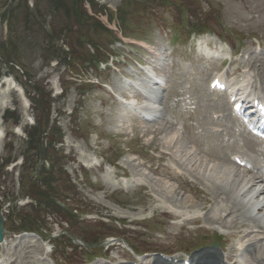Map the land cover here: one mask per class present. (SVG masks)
Segmentation results:
<instances>
[{
	"label": "rangeland",
	"instance_id": "1",
	"mask_svg": "<svg viewBox=\"0 0 264 264\" xmlns=\"http://www.w3.org/2000/svg\"><path fill=\"white\" fill-rule=\"evenodd\" d=\"M27 2L0 0V13L6 17V21L0 18V29L4 28L2 48H7L5 61H0V77L19 81L28 97L36 100L37 88H44L43 94L50 95L49 129L54 126L64 135L63 144L57 149L63 156L61 164L68 177L60 187L70 197L66 205L79 207L80 215L87 214L83 218L87 224L73 228L61 224L59 218H47L46 223H39L55 235L69 230L76 245L80 244L73 249L69 241L53 250L51 243L38 236L24 238L21 234L31 230L28 222L36 227L42 213L25 207L23 202L29 195L26 176L32 177V171H26V165H22L29 151L26 131H30L36 112L31 103L23 106L16 91L3 86L0 88V129L7 136L0 141V213L5 216L10 245L8 249H0V259L8 264H53L50 255L58 264H109L88 263L87 254H100L115 260L116 264H127V260L132 264L138 260L129 254L123 242L109 254L105 253L106 249L101 250L104 245L117 243L111 236L125 240L143 254L192 252L217 238L224 239L217 224H208L210 231L192 234L173 226L169 216L171 204L165 194L176 189L174 209L177 212L200 211L202 201L179 190L182 183L172 178L177 167L182 170V178L187 179L181 167L185 162L183 156L193 159L187 156V150L214 161L219 158L222 161L223 153L230 150L229 156L243 154L255 161L256 157L239 144H221L223 147L217 149L213 139L219 137L212 133L206 135L205 130L209 129H204L206 126L201 121L208 122L214 111L227 108L222 96H212L208 90L210 80L224 68L219 67V61L200 59L194 44L198 39L203 42L208 39L212 54L223 59L230 58L229 51L234 50L238 57L228 63L230 71L240 68L237 76L240 80L257 75L258 83L261 81L264 86V0H97L95 9L91 0ZM93 16L99 19L102 29L94 28V21L90 19ZM172 27L181 35L176 43L172 40L175 36ZM185 27L211 33L193 36L188 42ZM51 29L55 35L50 36ZM213 34L230 42L233 50L224 46L228 50L221 54L220 47L211 42L217 40ZM95 44L103 55L114 56L109 58V69L103 72H96L87 60L89 52L91 55L97 52ZM48 45L63 49L64 56L52 59L53 50L46 48ZM232 61L237 62L231 65ZM84 62L88 70L79 74L76 69ZM153 68L160 75L161 88L147 80L145 72ZM156 96L160 113L151 123L134 115L129 105L124 104L128 101L135 105L133 99H137V106L149 108L150 100ZM166 120L175 124L167 125L171 130L167 136L176 134L183 141V147L172 144L171 151H167L162 135H143L152 126L153 130L166 127ZM228 121L229 118L227 124ZM239 129L234 128L224 138L222 134L221 141L234 135H248L245 132L237 135ZM178 147H182L181 152L177 151ZM212 149L217 150H214L217 157ZM163 153L174 154L177 161L171 156L159 159ZM229 156L223 160L229 162ZM183 200L189 203H181ZM196 215L205 214L197 211ZM97 216L120 221L138 231L118 232L115 228L103 229L97 223L88 222ZM81 240L95 249L86 254V245ZM95 240L105 242L98 246ZM225 245L229 248L231 244ZM142 259L149 264L154 256Z\"/></svg>",
	"mask_w": 264,
	"mask_h": 264
},
{
	"label": "bare ground",
	"instance_id": "2",
	"mask_svg": "<svg viewBox=\"0 0 264 264\" xmlns=\"http://www.w3.org/2000/svg\"><path fill=\"white\" fill-rule=\"evenodd\" d=\"M4 84L5 88L10 91L12 89H16L15 84L10 79H7ZM257 95L262 97L258 93ZM20 96L22 98V95ZM240 99L241 98H239V100ZM154 103V105L157 104L156 102ZM147 109L150 115L160 113L158 108L154 106ZM231 110L229 111L228 117L230 126L234 127L240 125V123L242 124L244 121L238 116V114L233 113ZM165 125L166 127L160 126L155 130H153L155 127L152 126L148 130L143 131V135H162L164 137V145L167 147L166 149L168 151H171L172 144L177 146L181 145L183 147V141L180 140L176 134H173L174 136L172 137L167 136L171 131L170 128L167 127V125H170L168 120H166ZM231 127L228 126L225 132L227 133L228 131H231ZM247 134L248 135L245 134L241 137L238 136L235 140L236 145L239 144L245 149V151L248 150L250 154H253V156L256 157L255 161L254 159H249V163H247L244 167L237 165L236 160L234 159L233 161L230 157L229 162L223 160L225 157L227 158L229 156L228 151L230 150L227 149V152L225 151L226 153H223L225 155L223 156L222 161L220 158L214 161L204 156L200 157L201 155L198 156L195 151L192 153L189 150H187L189 152L187 153V156H193V159L187 158L186 155L183 156L185 160L183 164L185 166V170L189 173V175L193 176L194 183H187L183 186L181 185L178 189L185 193H190L195 200H201L202 205L200 207V211L206 212L207 216L202 219L200 217H191V215L188 217L187 214H182L175 215L173 218L180 219L184 216L185 220L183 228L186 226H200L203 223L210 225L217 224L218 229L224 231L223 233L226 235V242L231 245L227 248V251L224 249L223 255L220 251L211 249L196 254L189 259L186 258L179 261L178 264L184 263L185 260H189L191 264H239L238 258L241 257H243V264H264V174H261V171L255 172V170H260L263 167L264 138L257 136L254 132L251 130L249 131L248 129ZM212 135L220 138L222 133L212 132ZM224 136L229 135L227 134ZM3 138L4 134L0 129V141H2ZM230 144H232V142H230L229 145ZM182 147H178L177 151L181 152L179 148ZM222 147L223 146L220 148ZM241 147L240 149H242ZM214 150L213 154L217 152V150L215 152ZM210 154L212 155V151ZM242 155L239 154L241 159L238 158V156L236 159H240L244 162L245 157ZM215 156L217 157V155ZM172 178L177 179V177ZM198 185H202L205 189H207L209 194L212 195L211 198L206 197L202 199L201 191L199 190ZM165 195L168 196V200L171 205H177L176 189L170 190L169 194ZM181 203H185L187 205L189 201L183 200ZM190 208L194 209V207ZM210 213H212V215H209ZM223 214L226 216L223 217ZM240 238H243L244 240L241 242V240H239ZM9 245L10 241L8 237H6L4 242L0 244V247L8 249ZM238 246L241 248V251L239 252L237 251ZM154 264H175V262L173 261L170 263L157 258L154 260Z\"/></svg>",
	"mask_w": 264,
	"mask_h": 264
},
{
	"label": "trees",
	"instance_id": "3",
	"mask_svg": "<svg viewBox=\"0 0 264 264\" xmlns=\"http://www.w3.org/2000/svg\"><path fill=\"white\" fill-rule=\"evenodd\" d=\"M91 1L92 6L95 9L96 6H98L96 4V0ZM90 19L94 21V28L100 27L102 29L99 19H97L95 16ZM53 34L55 35L54 30ZM53 47L49 45L46 47L50 50H53L51 52L53 57L52 59L60 58V56H62V52L59 49H54ZM95 48L97 49L96 55H91L90 52L87 54V60L90 61L92 65L101 59L106 60L110 55H103L100 52L101 50H98L101 48H99L96 44ZM86 63L87 62H84L80 67H78V69H76L79 74H84L86 72L87 69L84 67ZM36 92L38 94L37 100L35 98L29 97L32 102V106L34 107V111L36 112V127L32 128L28 132V135L30 136L28 148L30 147L29 150L35 151V153L26 158V171L29 169L32 171V177H30V179H28L29 177L26 176V189L37 204L36 207H32L36 211L42 210V213L40 216H38L36 227H33L31 222H28V225H26L28 229H34L43 232V229L39 226V223H46L49 216H58L62 221L69 224L75 222L77 217L76 214L79 212V207L67 211L55 203L56 199H62L65 201L70 200V197L66 196L67 191L65 193L60 187L63 180L68 177L67 172L64 170L63 165L61 164L63 156L56 148L58 144L62 143V134L60 130L55 129L54 127H52L50 132L48 131L50 127V95L45 96V94H43L44 88L40 90L37 88ZM36 135L38 137H36ZM40 160L47 161L49 163V167L47 168L45 164L39 167L38 164ZM34 178L36 179L34 180Z\"/></svg>",
	"mask_w": 264,
	"mask_h": 264
},
{
	"label": "water",
	"instance_id": "4",
	"mask_svg": "<svg viewBox=\"0 0 264 264\" xmlns=\"http://www.w3.org/2000/svg\"><path fill=\"white\" fill-rule=\"evenodd\" d=\"M4 219L0 214V242L3 240Z\"/></svg>",
	"mask_w": 264,
	"mask_h": 264
}]
</instances>
